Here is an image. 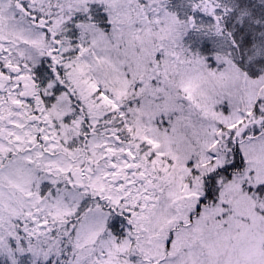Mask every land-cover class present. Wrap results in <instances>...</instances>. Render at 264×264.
Instances as JSON below:
<instances>
[{
	"label": "rangeland",
	"instance_id": "rangeland-1",
	"mask_svg": "<svg viewBox=\"0 0 264 264\" xmlns=\"http://www.w3.org/2000/svg\"><path fill=\"white\" fill-rule=\"evenodd\" d=\"M17 2L32 16L40 11L39 0ZM87 2V13H96L98 23H103L99 16L108 25L112 21L115 34L87 26L62 29L69 17L33 23L0 0V67L8 78L0 87V235L3 225L18 219L33 232L42 228L39 223L48 224L47 230L52 223L65 226L90 204L73 227L78 258L93 257L97 264L155 259L159 264H264V222L257 200V189L264 185V131L241 141L245 170L222 189L216 205L186 223L201 196L203 173L222 164L218 153L230 139L263 128L264 75L253 80L230 69L227 55L212 57L213 67L191 55L182 59L188 26L135 0H55L51 9L81 12ZM246 9L242 5L239 15L244 23L251 21ZM172 48L178 55L169 60ZM50 56L57 63L55 75H64L81 99L93 131L103 116L97 114L106 109L92 100L96 92L100 101L119 102L130 79L145 90L146 102L159 101L163 129L152 124L156 118L142 125L143 115L132 121L146 147L155 150L156 161L136 153L133 144L115 141L119 129H103L99 137L93 132L81 143V116L52 78ZM24 76L34 86L22 96L10 79ZM254 107L255 122L248 124ZM146 114L156 116L153 107ZM34 115L38 118L31 120ZM112 212L133 215V232L140 239L138 246L126 244L129 253L109 237ZM177 226L172 242L165 234ZM1 243L0 237V248Z\"/></svg>",
	"mask_w": 264,
	"mask_h": 264
},
{
	"label": "trees",
	"instance_id": "trees-1",
	"mask_svg": "<svg viewBox=\"0 0 264 264\" xmlns=\"http://www.w3.org/2000/svg\"><path fill=\"white\" fill-rule=\"evenodd\" d=\"M6 1L9 2L8 6L12 4L17 10L24 12V15L32 19L31 22L37 21V19H45L51 22L57 18L69 17V20L62 24V29L72 28L76 31L79 28H85L87 26L89 29L102 30L104 34L116 33L115 26H112V21L108 25L106 23L107 18H101L99 16L100 22L103 23H98L96 17H94L96 13L92 16V12L91 14L87 13L89 6H91L88 2L86 3L88 5H85L81 9V12L75 10L71 13H58L56 9H51L55 0H47L48 7L46 8L43 1L39 0L37 7H39L40 11L37 13L34 12L32 16L29 13L31 11L27 12L28 10L22 9V6H19L18 2L15 3L18 0ZM135 1L140 5L146 6L151 11L158 12L162 17L168 16L174 22L188 26V32L185 33L183 38L182 52L179 55L182 59L185 55H191V57L205 60L209 67H213L212 57L227 55L231 62L230 69L231 67H236L238 72L245 73L253 80L264 75V0ZM244 4L247 8L245 15L251 18V21H245V23L241 22V17H239V15H242L241 8ZM89 10L91 11V9ZM43 12L44 15H42ZM54 44H56V48L53 53H57L60 48L58 37L55 38ZM172 50L168 56L169 60L173 56L178 55L177 48H172ZM47 60V62H51L49 58ZM53 70L56 72L57 63L55 68L52 67V78L56 81V85L67 94L73 111L78 112L81 116V143H84L93 132L99 137L102 136L100 131L103 129H111L115 133H117L116 129H119L121 131L115 141L118 140L122 144H133L136 153H140L143 158L150 156L151 162L156 161L155 150L146 147L145 136L136 131V127L132 124V121L135 118L137 120L139 116L143 115L142 119L138 120L139 124L142 125L146 122L147 118L152 120L156 118L152 124L158 130L163 129L165 124L163 118L164 106L162 104L160 105L159 101L148 99L150 101L146 102L144 99L145 97L147 99L145 90L141 89L136 82L134 83L130 79H127L130 85L128 84L127 91L119 99V102L109 103L111 101L108 98L101 99L100 101L96 97L99 92H96V94L92 95V100H95L94 103L101 104L102 108L106 107V109L104 112L101 109L100 112L97 110V113L99 112L97 115L103 114V116L100 119V123H98L99 127L93 131L89 119L82 109L83 103L81 99L75 95L71 88L72 84L65 81L64 75L60 76L57 73L55 75ZM0 71V82L3 81L0 87H4L8 83V78L3 75V68ZM31 80L33 79L29 76L12 77L10 79L12 82H17L20 89L19 93L22 96L28 87L34 86ZM147 107H153L156 116L152 118L146 114ZM256 116L257 108L254 107L248 124L255 122ZM34 118L38 117L34 115L31 117V120H34ZM262 126L263 128L260 129H252V132L243 131L248 133H244L237 140L230 139L227 144V149L221 154L218 153L217 157L222 161V164L210 172L205 171L203 173L201 196L197 201L193 214L191 213L188 216L186 220L187 224H192L193 219L195 217L198 218L202 210L214 207L222 189L245 170V159L241 151L240 143L243 140L258 138L264 131V122ZM114 132L111 138L114 137ZM107 134L111 133L107 130ZM81 153L82 151H80ZM257 192V200L261 207V209L259 208L261 219L264 222V185H261L257 189ZM91 207L92 205L86 204V206L82 207L83 211L78 212L73 219L68 220L65 226H57L52 223L50 224L52 227L48 230L46 228L48 224L39 223L40 228H42L38 232H33L30 227L27 228L28 223L22 221V219L3 225L0 235L2 238L0 264H97V260L93 259V257L87 260L78 258L73 244V227L76 226V223L85 214L87 209ZM132 216V213L127 215L125 212H112L110 215V221L108 222L109 237L117 247L127 246L126 244H129L128 246L132 248L136 244L137 246L139 244L140 236L133 232ZM40 218L43 219L45 217ZM47 222L49 223V221ZM260 230L264 233V223L260 227ZM178 231L179 226L171 227L168 229L165 237L171 239L173 242L174 236ZM128 246V250L126 249L127 253L130 252ZM138 259L140 261L142 260L141 258ZM160 261L159 259L148 260L146 264H159Z\"/></svg>",
	"mask_w": 264,
	"mask_h": 264
},
{
	"label": "flooded vegetation",
	"instance_id": "flooded-vegetation-1",
	"mask_svg": "<svg viewBox=\"0 0 264 264\" xmlns=\"http://www.w3.org/2000/svg\"><path fill=\"white\" fill-rule=\"evenodd\" d=\"M50 58H51V61H53L51 56H50Z\"/></svg>",
	"mask_w": 264,
	"mask_h": 264
},
{
	"label": "water",
	"instance_id": "water-1",
	"mask_svg": "<svg viewBox=\"0 0 264 264\" xmlns=\"http://www.w3.org/2000/svg\"><path fill=\"white\" fill-rule=\"evenodd\" d=\"M54 66H55V64H54Z\"/></svg>",
	"mask_w": 264,
	"mask_h": 264
}]
</instances>
